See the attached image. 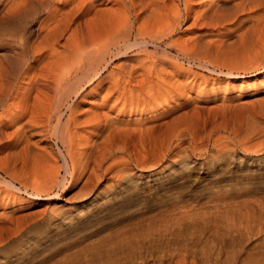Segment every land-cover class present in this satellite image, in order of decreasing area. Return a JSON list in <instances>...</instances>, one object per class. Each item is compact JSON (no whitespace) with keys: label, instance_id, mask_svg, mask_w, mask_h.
I'll return each instance as SVG.
<instances>
[{"label":"rangeland","instance_id":"374dc122","mask_svg":"<svg viewBox=\"0 0 264 264\" xmlns=\"http://www.w3.org/2000/svg\"><path fill=\"white\" fill-rule=\"evenodd\" d=\"M7 2L0 0V62L14 60L18 70L24 60L13 59L16 40L36 29L46 11L6 14ZM185 2L165 0V7L185 18ZM203 2H192L194 12ZM244 10L236 25L226 26L232 31L223 39L231 50L217 59L227 62L242 52L238 35L254 19L260 22L256 32L264 30V7ZM184 18L171 38L145 51L131 49L112 64L134 68V77L148 80L131 87L134 98H126L129 113L121 116L120 131L110 128L97 137L89 132L92 115L85 112L94 95L79 109L80 134L92 143L113 142L114 155L98 148L85 170L69 167V173L60 159L54 165L61 166L64 181H47L52 165L33 160L22 146L13 154L0 147L2 165L12 172L9 178L0 166V264H264V68L227 75L215 65L213 71L199 66L192 39L203 26ZM163 29L158 25L155 33ZM222 31L210 30L206 39L218 42ZM143 57L156 61L157 76L140 68ZM169 81L191 88L175 89ZM165 88L180 95L167 104L159 99L169 92ZM31 137L32 152L57 150L49 139Z\"/></svg>","mask_w":264,"mask_h":264},{"label":"bare ground","instance_id":"6f19581e","mask_svg":"<svg viewBox=\"0 0 264 264\" xmlns=\"http://www.w3.org/2000/svg\"><path fill=\"white\" fill-rule=\"evenodd\" d=\"M193 1L186 0L184 18V13H181L179 9L173 10L171 8V11L167 12L165 0H8L4 12L6 14L17 15L22 12H29L28 8L36 11L44 9L46 17L39 20L36 29L32 27L26 29V34L20 35L16 40L15 49L17 53L13 59L17 55H23L24 66L21 69L19 66L17 70L14 60L10 61V64L5 63L4 60L0 62V106L2 109L0 114V147L12 149L10 151L12 153L13 149L22 146V151L33 157V160L52 165L51 171L47 174V181H64L63 177L65 176L62 179L59 176L61 166L55 167L54 165V163H59L60 159L64 161L66 172L69 171V167L83 171L88 167L91 156L98 148L101 151L104 150L101 152L103 155H111L115 151L113 142L106 146L104 142L103 144H99L97 141L92 143V140L88 141L89 137L86 139L87 136L80 134L82 128L79 129L78 126L81 123L79 121L80 115H78L79 109L85 102H89V96L94 95L96 102L89 103L90 107L85 112L92 115L86 121L89 124V132L91 129L97 137L110 128L114 131L119 130L123 121L121 116L128 112L126 98L129 95V97L134 98L131 87H135L137 83L143 85L148 80L147 78L144 79L143 76H140L141 80L134 77V68H127L123 64L117 66H112V64L124 57L131 49L145 51L150 43L156 45L162 40L164 41L165 38H171V34L183 23V18L187 20L194 17L193 24H197L198 21V24L203 26V28L198 29L199 31L192 39V47L194 44L193 50L196 53L190 51L191 54L189 52L191 55H197L195 60L198 61L199 66L213 71L211 66L214 67L215 65L220 72L225 69L227 75H240V72L247 73V71L264 68V30L257 33V29H255V24L260 26L259 19H254V24L250 25L245 32L239 33L241 46L238 45V47L242 49V52L236 51V56L232 58L234 60L224 62L221 61V57L217 59L221 53L226 52L228 54L227 52L231 50L226 49L228 40L223 39L232 31L226 26L228 24L236 25L235 23L239 20L238 14L246 9L247 5H251L252 8L253 6L264 7V0H204L203 7H200L201 9L196 12L193 10L195 6ZM242 19H240L242 23L245 22ZM158 25L165 26V29L155 33ZM220 28L225 29V31L220 32L221 34L216 39L219 40L218 42L206 39L210 30L212 32V30ZM38 32L41 33L38 34ZM174 42L171 41L169 44ZM185 50L187 51V48ZM252 54H255L254 59L249 58V55L252 56ZM145 57L139 59L140 68L148 73H153L154 70L156 75V61L145 60ZM246 57H248L247 61L244 60ZM148 63L150 64L148 65ZM233 63L235 66L232 65ZM161 76L159 77L161 78ZM170 83L177 85L175 89L185 87L189 90L191 88L190 84H182L180 81L179 83ZM165 89L167 91L168 88ZM103 90L107 91L105 97L103 95L101 97L102 93L100 94V91ZM168 90L169 92L166 93L170 94L172 90ZM138 93H140L139 90ZM164 94L159 99L166 103L172 97L180 95L179 93L170 94L172 96L168 97L169 94ZM136 96L138 97L137 94ZM111 97L115 98H113L112 104L110 103ZM158 103L161 104V102ZM153 104L152 101L149 105L152 106ZM97 107L99 108L98 111H96ZM136 111L131 110L130 113ZM87 114L86 116H88ZM123 118L125 120V117ZM122 128L123 126H121ZM31 136L49 139L52 145H56L57 150L52 147L47 152L41 153V150L40 153L32 152L30 142H28L29 137L32 138ZM102 136L104 137V135ZM105 156L104 158H107ZM12 158L14 161V157ZM94 162L92 161V163ZM0 166L8 174L7 177L11 178L10 173L12 175V172L2 165L1 158ZM25 172L23 171V173ZM22 180L28 181L29 178L26 176ZM34 191H37V194L41 192H38V189H34Z\"/></svg>","mask_w":264,"mask_h":264}]
</instances>
